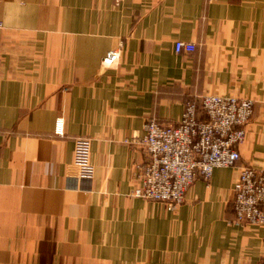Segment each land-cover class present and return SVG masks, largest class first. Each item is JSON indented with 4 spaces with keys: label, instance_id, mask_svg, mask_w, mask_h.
<instances>
[{
    "label": "crops",
    "instance_id": "obj_1",
    "mask_svg": "<svg viewBox=\"0 0 264 264\" xmlns=\"http://www.w3.org/2000/svg\"><path fill=\"white\" fill-rule=\"evenodd\" d=\"M0 23V264L264 261V224L235 226L231 191L241 167L264 169V0H0ZM207 94L255 101L237 166L173 211L133 197L148 159L126 141ZM76 138L94 167L80 187Z\"/></svg>",
    "mask_w": 264,
    "mask_h": 264
},
{
    "label": "built area",
    "instance_id": "obj_2",
    "mask_svg": "<svg viewBox=\"0 0 264 264\" xmlns=\"http://www.w3.org/2000/svg\"><path fill=\"white\" fill-rule=\"evenodd\" d=\"M195 49L193 43H174L176 54L192 53ZM120 56L121 47L109 50L101 61L102 68L116 67ZM254 104L251 98L207 94L198 102L186 101L175 124L148 119L143 127L144 135L126 141L142 146L148 159L139 169V185L132 189L131 195L160 203L167 211H173L184 202L195 179L208 182L215 169L236 167L241 158L239 146L246 139V126L253 116ZM62 126L58 119L55 124L57 134L62 133ZM90 156V139L76 138L72 161L65 170L66 178L76 187L93 180ZM231 191L233 224L263 225L264 169L241 167Z\"/></svg>",
    "mask_w": 264,
    "mask_h": 264
}]
</instances>
